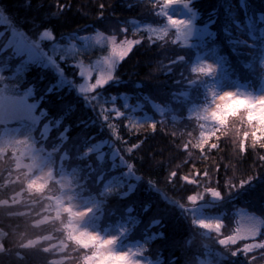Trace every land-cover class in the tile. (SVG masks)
I'll list each match as a JSON object with an SVG mask.
<instances>
[{
  "label": "trees",
  "instance_id": "obj_1",
  "mask_svg": "<svg viewBox=\"0 0 264 264\" xmlns=\"http://www.w3.org/2000/svg\"><path fill=\"white\" fill-rule=\"evenodd\" d=\"M71 4L70 8H65L60 14V18L52 17V27L59 36L64 34L65 44L63 53L57 51L54 53V57L63 54L66 58L65 61L57 62L59 67L63 70V75L56 70L43 66L38 63L23 65L22 72L18 79V83L15 85V89L18 91L27 90L29 85L34 86V96L29 97L30 101L35 102L39 100V108L47 109L49 106L48 97L55 94L58 99H63L65 96H73L77 99L81 105V116H87L88 127L93 131L89 133L94 142H103L104 147L102 149L106 163L109 165V171L115 172L120 179H124V171L127 170L126 164L124 166H115L119 160L124 159L125 149L134 146L137 143L143 142L138 152L132 156V163L135 165L137 171L131 172L136 174L139 179L133 180L127 178L122 180L121 185L113 188V191L107 193L105 196L99 193L102 192L103 184L110 179L101 168L100 172H103L102 176L97 180V189H95L97 199L101 201L100 209L97 213L103 212L105 219L101 220L98 225H118L120 222L128 221L127 231L130 233L134 230L135 235L132 237L134 241L144 242L145 255L153 257L154 260L163 259L164 256L158 257V250L161 248L160 243L157 241H151L149 238L153 233L175 231L178 237V246L175 249V255L169 256V264H176L177 260L184 264H200L201 261H209L214 264H227L224 257L229 260L234 258L230 257V252L217 243L218 234L208 230H203L193 224L192 213L190 211L191 204L187 202L186 196L193 194L197 191L203 192L205 186L209 183L213 187L216 186V181L219 180L218 187L220 191L226 194L225 198L221 200H215L210 203V206L205 207L203 210L208 216L222 215L225 220L226 227L224 233L228 234L231 230L233 223H235V209L245 206L250 209V205H260L261 210L264 212V160L260 159V156H264V152L259 149H249V154L245 157L242 155V144L237 145L236 142L225 136V129L221 131V138L219 141H213V143H219L218 149L209 148L207 153H202L199 150L191 149L190 152H184L182 145L185 142L182 139V133L179 130L173 128V121H164L157 118L154 109L148 108V105L152 104L149 95L155 93L157 85H161L166 73L160 71L161 64L157 61H162L163 64H168L169 60L161 56L162 52L159 50L164 45L165 40H157V36L149 35L145 31L142 32L140 40L145 41L139 46L134 48V51L129 54V57L117 65V71L115 73L118 79L105 85V88L97 89L96 93L91 95L95 96L94 100H86L82 95L75 91L77 81L79 77L77 75V69L73 65V59L77 56L70 55L65 49L68 48L67 44L71 41H79V39H71L70 34L78 33L81 36L95 33L98 28L108 31L112 28L113 24H118V29L124 27V24H128L126 27L129 31L133 28V19L136 18L138 12L137 0H0V12L4 14L10 24L15 27L27 20H31L33 17L44 19L45 12H55V4ZM150 2V0H149ZM148 2V4H149ZM212 2V7L208 8V3ZM103 3L106 7L103 10V15L100 16L101 9L99 5ZM37 4H43L44 8L37 11L35 6ZM208 8V16L205 14V18H199L200 22L207 21V19L214 20L212 27L218 28L223 24L231 25V32L226 35L225 40L221 46V50L226 56L228 64H233L232 73L237 77L255 85L262 77V70L257 62L259 54H262L261 47L258 41L257 26L260 25L257 22L254 25L253 34L256 35V54L252 60L251 69L245 70L246 63L239 61L241 65L235 64L236 58L231 55V50L234 48V44L239 40L245 41L246 44L250 42V33L246 26L250 20H259L262 13L257 12L259 8L264 6V0H249V13L248 18L243 15L239 7V0H193V7L199 10L201 6ZM239 8L238 14L228 15V12L234 11ZM215 9V10H213ZM195 10V9H193ZM149 15L151 11L148 9ZM257 12L255 15L254 13ZM153 16V15H152ZM151 16V17H152ZM224 16H227L224 17ZM135 17V18H134ZM235 17V18H234ZM155 19L161 22L162 18L153 16L150 19L152 23H155ZM226 19V23L224 20ZM156 21V22H157ZM140 24L145 23V20L139 19ZM199 22V23H200ZM222 28V27H221ZM264 28V22L261 29ZM0 30L2 32L7 31L4 26L0 24ZM23 32V29H18ZM238 30L241 34H238ZM25 35H28L27 29H24ZM248 31V33H247ZM133 32V31H132ZM34 35V34H33ZM148 36H152L153 40H148ZM7 35L0 37V48L3 47V43L6 41ZM158 43L157 45H154ZM80 42V41H79ZM244 43V44H245ZM160 44V45H159ZM215 43L207 41L204 43V48L213 46ZM175 47L174 45H172ZM48 50L47 45H42ZM194 54L201 48L195 50ZM193 52L190 54H193ZM76 51H73L75 54ZM88 55L86 52L83 59ZM22 57L15 55L11 48L5 47L0 50V68L3 69L4 74H11L17 69L19 64L22 63ZM238 61V59H237ZM243 64V65H242ZM187 65V64H186ZM186 73L192 74L186 66ZM169 77V76H168ZM207 77V76H206ZM64 79L66 83L58 90L53 89V93L48 92L50 86L57 85V82ZM202 77L195 79L192 85V98L193 95L198 96V88H196L201 81ZM166 80V78H165ZM185 82L190 85L189 78L185 77ZM74 83V85H73ZM192 83V82H191ZM153 84L155 86H153ZM164 85V84H163ZM165 86V85H164ZM165 88V87H164ZM201 95V94H200ZM155 96V94H154ZM115 97V99H113ZM191 98V99H192ZM156 99V98H155ZM128 104L129 107H124ZM93 106L96 107L93 110ZM101 107L106 111L111 112L113 109H118L125 115L121 117L123 128L118 129V135L122 136L123 141L116 140V137H111L110 132L104 122V116H99ZM39 108L37 114H39ZM133 108L136 111H133ZM154 113V114H153ZM63 115V114H61ZM154 116V122L157 124V128L153 133L150 129L145 128L140 132H135L131 128V124L136 121V124H145V121L138 122L136 117ZM135 116V117H134ZM60 119V117H52L51 114L41 121V124L46 120ZM133 119V120H132ZM117 118L115 113L112 112L111 123H116ZM147 123H150L147 121ZM14 122L7 124H0V130L6 125H13ZM82 126V125H79ZM38 127H35L36 137L40 136ZM62 127H68L71 131V124H67L62 121ZM196 127V126H195ZM62 130V129H61ZM196 135L198 136V128H195ZM131 132V135H129ZM139 136V138H137ZM38 143L43 145L45 154L47 153L54 165V174L60 172V170H73L76 174V187L77 189H83L81 183L85 180H91V174L95 165L98 162H102L100 159H94L99 157V152H87L81 154L84 147L90 145H81L79 147L68 146L67 141L61 142L59 140L42 139L38 138ZM11 151L10 149L8 150ZM113 151L112 156L111 152ZM8 155V153H7ZM114 157V158H113ZM65 158L64 162L59 161ZM68 158V159H67ZM113 158V159H112ZM8 168H14V163L17 160L16 154L12 153L8 155ZM131 162V161H128ZM177 166L178 169H177ZM169 170H178L181 176H187L189 179H197V183L200 185L197 187L195 184H188L187 181L181 180L178 184H172L170 181L166 183V177ZM208 170L210 178L205 179L203 173ZM78 172V173H77ZM35 174V170L31 171L25 176V180L22 181V185L19 189L13 190L8 185L0 184L2 191L0 192V231L2 237L0 239V264H49L50 261L57 259L60 256L58 248L54 245L58 240H63L71 248V259L76 261H83L85 254L88 257L90 249L85 250L80 248L78 243L68 238V215L66 213H57L55 211L54 203L59 195V187L55 180H51L53 189L51 197H48L45 193L38 192L30 193L25 189V184ZM98 175V174H97ZM96 175V176H97ZM95 176V177H96ZM231 178L236 187L229 189L225 187V182ZM112 179V178H111ZM245 180L246 183L239 187L241 180ZM135 185L134 194L131 199L125 196L128 191V183ZM142 181L140 187H137L138 182ZM144 183H147L146 185ZM87 191L78 190L79 195H86L92 197L90 194V188L84 189ZM17 196L19 197L17 199ZM22 196V197H21ZM85 196V197H86ZM129 196V195H128ZM137 199V205L133 206L131 200ZM262 198V199H261ZM6 199V200H5ZM173 199H179L185 207H181L175 203ZM43 202L47 206L45 213H51L53 222L57 225L59 222V229L57 230V238L54 233H49L46 230H42V237L45 238V242L38 244L35 243V248L24 247L29 241L36 239L34 233V227L32 224L35 221L42 218L32 212L31 218L25 212L29 209L32 202ZM4 202H7V206H4ZM35 203V204H36ZM9 204V205H8ZM117 206V207H116ZM132 208V213H126L127 208ZM159 220V225H155L153 221ZM137 221L139 223H137ZM23 223V226H22ZM29 225L30 227H27ZM130 226L132 229L130 230ZM23 227V228H22ZM196 229L197 232L189 233V229ZM261 233L264 234V227L261 229ZM206 236V241H204ZM52 237V238H49ZM260 238L258 237V240ZM126 241V239H124ZM257 240V242H258ZM128 241V240H127ZM208 242V243H204ZM255 243V241H251ZM208 244V246H206ZM52 246V247H51ZM55 246V247H54ZM243 247V244H240ZM49 248L48 251H45ZM92 251V249H91ZM59 252V253H58ZM219 253V255H218ZM243 254V253H242ZM164 255L167 256L168 252L165 251ZM260 262L258 264H264V250H260L257 255ZM87 264V263H86Z\"/></svg>",
  "mask_w": 264,
  "mask_h": 264
},
{
  "label": "snow or ice",
  "instance_id": "obj_2",
  "mask_svg": "<svg viewBox=\"0 0 264 264\" xmlns=\"http://www.w3.org/2000/svg\"><path fill=\"white\" fill-rule=\"evenodd\" d=\"M254 2V0H253ZM193 0H150L148 9L151 11V14L154 17L162 18L161 22L165 24L164 27L159 29L149 28L148 31L151 33H159L156 37L157 40H165V45H177L182 44L185 48H201L204 46V36H214L215 34L210 31V27L214 20L207 19L203 27H193L191 20L182 19L181 15H173L170 13V9L181 7L192 14V19L197 20L201 17L202 13L208 16V8L212 7V2L208 3V8L203 5L199 10L194 8ZM55 6V12H45L44 19H37L33 17L31 20H27L19 25L15 24L13 34H15L16 29H23V32H20V40L17 47L14 49L16 55H21L24 52L27 53V60L23 61L24 64H27L29 61L33 63H39L41 60L47 61L48 65H55L58 67V71L63 75V70L59 67L57 62V57L59 61H65V56L63 54L58 56H53L51 53L60 51L63 53L64 48L62 47L66 42L64 39V34L59 36L54 31L52 24V17L55 16L57 19L60 18V14L64 11L65 8H70L71 4H60L57 2ZM102 10L100 16H102L105 5L101 3L99 5ZM239 7L243 12V15L248 18L249 13V0H239ZM37 11H40L44 8L43 4H37L35 6ZM195 9L193 12L192 10ZM215 10V9H213ZM259 13H264V7L258 9ZM257 12L254 14L256 15ZM261 20H264V15L260 16ZM8 18L0 13V23L7 22ZM251 26V24H250ZM24 29H27L28 35H25ZM128 28L120 27L119 32L115 30L104 31L98 28L95 31L94 36H81L78 33L70 34L71 39H79L87 43L90 40H94L97 44H106L107 45V55L103 58V67L97 68V74L93 77L91 71H85L82 68L81 64H73L72 66L77 69L79 76L86 81H89L87 84H78L75 87V91L86 100H94L95 96L90 95L96 93L97 89L105 88L110 81L118 79V76L114 75L117 71V65L121 62H124L129 54L134 51L136 46L141 45L145 41L140 39H128ZM107 33V35H105ZM34 34V35H33ZM8 36L7 44L12 39V36H9L7 31L0 32V37ZM196 36L201 43L192 44L191 40L193 36ZM120 36H123V39H119ZM148 40H153L152 36H148ZM6 44V46H7ZM155 43L154 45H157ZM42 45H47L48 50ZM160 45V44H159ZM75 44H70L68 50L75 48ZM180 60L189 59L187 53H182L179 56ZM196 62L193 63L190 67V71L193 74V77L199 79L204 76H213L216 75V65L205 63V59L197 51L195 54ZM161 64L163 70L171 75L169 69H172L173 64L169 62L168 64H163L162 61H157ZM19 67L17 71H19ZM94 80V82H91ZM66 81L61 79L57 82V85L50 86L48 88L49 93H53V89L57 90L60 87H63ZM34 96V86L29 85L27 90L24 92V95L19 98H12L6 95H0V124L5 123L10 120H23L28 121L33 126H39L38 132L39 135L45 139L59 140L61 142L67 141L68 146L79 147L81 145H90L86 146L83 149L81 154H86L87 152H99V157H94V159H100L102 162L99 165L101 170L112 178V180L118 181L120 177L113 171H109V165L106 163L104 158V153L102 151L104 147L103 142H94L89 135L93 131L92 128L88 127L87 116L82 118L81 116V105L77 99L73 96H65L63 99H58L55 94L48 97L49 106L47 109L39 108V100L28 103L27 98ZM115 99V97H113ZM98 106H93V110ZM124 107H129L128 104H125ZM154 108L159 109V105L153 104ZM39 108V114H37V109ZM133 111H136L133 108ZM112 112L115 113L117 118L116 123H111ZM51 114L52 117H60V119L46 120L41 124V121L44 120ZM63 114V115H61ZM104 116V122L107 125V128L110 132L111 137H116V140L127 143V141L122 140V136L118 135V129L123 128L121 117L125 114L119 111L118 109H113L111 112L106 111L101 107L99 116ZM220 116H223V119H219ZM199 118L201 120L209 121L213 127L205 128L201 131L198 136L195 137L193 141H187L182 145L184 152H190L191 149L199 150L202 153H207L209 148L218 149L219 143H213V141H219L221 138V131L229 125V121L232 118L238 119L241 122V132L239 134V143L242 144V155L247 156L249 154V149H259L261 152H264V94L261 95H252L248 93H243L240 91H223L219 94L212 92L211 94V103L210 105L204 106L200 109ZM62 121L67 124H71V131L68 127H62ZM145 124H131V128L135 132H140L147 128L150 129L153 133L157 128L156 123H147V118L145 117ZM82 125V126H79ZM62 129V130H61ZM18 128L12 130H5L4 133L0 134V150L5 151L8 155L12 153L16 154V157L20 160H23L24 157H27L30 160V164L27 165L29 171H34L42 167V156L37 154L36 148L32 143L29 142L27 137L18 139V137L12 135L13 132L18 131ZM131 135V132H129ZM139 138V136H137ZM143 142L137 143L130 148L125 149L124 159H121L122 164H126V167L129 172H136L137 169L132 163V156L135 152H138ZM11 150L10 152L8 150ZM261 160H264V156H260ZM131 161V162H128ZM113 168L115 165L113 164ZM179 166H177L178 169ZM205 179L210 178V173L208 170H205L203 173ZM136 179H139V176H136ZM187 181L188 184H195L197 187L200 185L197 183V179H189L187 176H181L178 170H169L166 177V183L169 181L172 184H178L179 181ZM246 183L245 180H241L239 187H242ZM219 180L216 181V186L213 187L211 183L204 187L203 192H195L193 194H188L186 200L192 206H194L197 201L202 200L205 196H209L214 200H221L223 194L220 191ZM35 185H41L39 189L40 192H43L48 187V179L46 175H35L32 179L28 180L25 184V189L30 192H38ZM225 187L232 189L236 187L231 178L225 182ZM135 185L130 184L128 186V191L125 193V196L134 194ZM175 203L179 204L181 207H185L179 199H173ZM69 211L71 209H68ZM131 211V209H128ZM49 218L45 217L43 221H47ZM76 219L75 213H73V220ZM137 223H139L137 221ZM155 225H159L160 221H153ZM193 224L198 226L200 229L209 230L218 234L217 243L223 248L227 249L230 252V257L236 258L239 257L242 253L247 254L251 253L253 250L259 249L264 250V234L261 233V230L255 226L253 217H249L247 222L244 224L237 223V226L233 228L228 234L224 233V228L226 227L225 223L220 220H193ZM258 237L260 238L258 240ZM151 241H158L161 245V248L158 250V257L164 256L163 259H157V264H169V256L175 255V249L178 246V237L175 234V231H166L153 233L149 238ZM258 242H251L257 241ZM243 244V247H240V244ZM33 242L29 241L24 247H31ZM46 251V250H45ZM167 251L168 255L165 256L164 252ZM112 254V253H109ZM219 255V253H218ZM227 261V264H236L235 260H229L227 257H224ZM247 259V256L245 257ZM176 264H181L180 260L176 261ZM184 264H187V261H184Z\"/></svg>",
  "mask_w": 264,
  "mask_h": 264
},
{
  "label": "rangeland",
  "instance_id": "obj_3",
  "mask_svg": "<svg viewBox=\"0 0 264 264\" xmlns=\"http://www.w3.org/2000/svg\"><path fill=\"white\" fill-rule=\"evenodd\" d=\"M140 2L138 6V12L139 14L136 15V18L133 19L132 21H138L139 19L145 20V23L143 25H138L137 27H134L132 31H128V39H140L142 32L145 31L149 35L153 36H158L159 33H151L148 31L149 28H156L159 29L161 27H164V23H157L159 26L154 25V23L151 22L150 19H153V16L151 17L148 13V2L149 0H137ZM264 7V6H263ZM171 14L173 15H181L182 19L184 20H191L193 27H203L206 21L200 22L199 18L203 19L206 17L202 15L199 17L197 20L192 19V14L188 12L187 10L177 7L169 10ZM193 12L195 10H192ZM239 8L234 10L233 12L230 11L228 12L229 16L233 17V14H238ZM1 13V12H0ZM264 15V13H262ZM227 18V16H224ZM235 18V17H234ZM201 19V20H202ZM260 21L264 22V20L259 19ZM258 20V21H259ZM200 22V23H199ZM134 23V22H133ZM224 23H226V19L224 20ZM257 23V20H250L248 22L249 27H253ZM2 26L5 27L7 30V33L9 36H12V39L8 42V36L6 38V41L3 43V47L0 48V50L4 49L5 47H9L12 49L14 54L16 55V52L14 49L17 47L19 40H20V31L18 29L15 30V34H13L14 27L10 24V22L7 20L5 23H0ZM216 24V22H215ZM251 24V26H250ZM128 24H124V27L127 26ZM156 26V27H155ZM222 27V28H221ZM227 29V34L231 32V25H225L223 24L222 26L218 28H214V26L210 27V31H212L215 35L214 36H204V43L207 42L208 40L214 42L215 44L211 46L210 50L205 54L203 57L205 59V63L208 64H214L216 65V75H215V84L212 85L209 88V93L212 94V92H215L216 94H219L223 91H240L243 93H248L252 95H261L264 94V87L256 94L251 92L247 88L246 81L243 80L240 77H237L235 74H233L232 68L233 64H228L226 61V56L224 55V52L221 50V46L225 40V33ZM115 30L116 32H119L118 29V24H113L112 28H110L108 31ZM106 31V32H108ZM243 30H238V34L240 35ZM0 32H2L0 30ZM95 33L89 34L87 36H94ZM107 35V33H105ZM123 36H120L119 39H123ZM250 42L249 44H246L245 41H238L237 43L234 44V48L231 50V55L233 58H236L235 55L238 56L235 60V64L241 65L239 61H244L246 63L245 65V70L246 69H251V64L252 60L254 58V55L256 54V44H257V38L256 35L253 33L250 34ZM168 39L165 38V41ZM194 35L191 43L192 44H197L201 42L200 40ZM245 43V44H244ZM7 44V46H6ZM70 44H75L76 47L71 49L70 51L66 47L65 49L68 51L70 55L77 56L76 58L73 59V64H81L82 68L87 72L91 71V75L94 77L97 74V68L98 67H103V58L105 55H107V45L106 44H97L94 40H90L87 43L82 41L81 43H74L71 42L67 44L69 46ZM164 45L159 48L161 50L162 54L161 56L165 59H168L169 62L173 64L172 69H169L171 72V75L166 73L163 70L162 65L160 66V71L163 73H166L165 78L161 82L162 84L157 85L155 89V96L149 95L150 100L152 101V105L156 104L159 105V109L154 108L156 117L163 119L164 121H173L172 125L173 128L175 127V130L181 131L182 139L184 142L187 141H193L195 139L196 135V130H195V125L194 122H198V126L200 127L198 134L203 131L205 128H210L213 127V125L209 121L201 120L199 118V113L200 109L202 107H195L192 110V115H196L195 120L192 119L191 116H187L183 113V108L184 104L186 101L190 100L192 98V85L194 80L196 79L193 77V74H187L186 73V64L188 59L186 60H180L179 56L182 53H187L190 58V54L193 52V48H185L182 44H177L174 45ZM73 51H76L75 54H73ZM88 53L89 56H87L85 59H83L82 56H84L85 53ZM54 56V53H51ZM19 56V55H18ZM22 57V63L21 65L19 64V71L15 69L14 72H12L10 75L9 74H4L3 69L0 68V95H6L10 96L12 98H19L24 95L23 91H18L15 89V85L18 83V79L20 77V74L22 72L23 65H27L28 63L31 64H36L31 61H29L27 64H24L23 61L27 60V53L24 52L23 54L20 55ZM238 59V61H237ZM38 64L45 66L47 64V61L41 60ZM243 65V64H242ZM17 67V68H18ZM48 67L56 70L55 65H48ZM116 73V72H115ZM114 73V75H115ZM77 75L79 77V80L77 81L78 84H87L89 81L84 80L79 76V73L77 71ZM169 76V77H168ZM185 77L189 78L190 85L185 82ZM115 80V79H114ZM113 80V81H114ZM91 82H94L92 80ZM112 82V81H110ZM109 82V83H110ZM165 86H164V85ZM74 85V83H73ZM153 86H155L153 84ZM165 87V88H164ZM82 95V94H81ZM91 95V94H90ZM156 98V99H155ZM28 103H32L30 101L29 97L27 98ZM210 105V104H209ZM154 114V113H153ZM135 117V116H134ZM145 117L147 118V121L150 123L154 122V116H144V117H136V120L138 122L140 121H145ZM219 119H223V116H220ZM133 120V119H132ZM14 123L16 121H20L21 124L17 127L13 128H8L6 130H12L15 128H18V131H15L12 133V135L18 137V139H22L23 137H27L29 142L33 144V146L36 148L37 154L42 156V167L39 169L40 172L37 175H46L48 179V187L47 189L43 192L45 193L48 197H51L52 194V183L51 180L54 179V163L51 161L50 157L48 154L44 153L45 150L43 148L42 144L38 143V138L40 136L36 137V132L34 130V126L29 123L28 121H23V120H10L6 121L5 123ZM134 121L133 123H135ZM4 124V123H3ZM241 132V122L238 119L232 118L229 121V125L227 126L225 130V136L229 137L231 140L237 143L239 145V134ZM42 137V136H41ZM44 139V137H42ZM113 151L111 152L110 157L112 156ZM8 155L5 151L0 150V184H5L8 185L9 188H11V192L14 190H17L20 188L22 185V181L25 180V176L30 173L29 168L27 167L28 164H30V160L27 157H24L23 160H20L17 158L16 162L14 163V168L9 169L8 168ZM114 158V157H113ZM112 158V159H113ZM68 159V158H67ZM65 158L60 160L59 162L62 163L64 162ZM117 164L113 163L115 166H124L120 162ZM101 162H98L95 165V168L92 171L91 180H85L81 185L83 186V189L79 188L82 191H87L84 189H89L91 192L90 196L84 195H79L77 187H76V174L75 171L73 170H64L62 172V175L60 176V182L62 186V193L61 196L55 205V211L57 213H63L64 211L69 212L70 218L69 219V233L70 237L73 241L77 242L80 248H83L85 250L90 249V247H94L95 251H89L87 257L85 254V258L83 261H76L71 259V248L70 245H67L65 241L63 240H58L56 244H54L58 248V252L61 257L54 259L49 262V264H157V260H154V258L149 257L148 255H145L144 252V246L145 244L143 242H134L132 237L135 235L134 230L132 232L127 231V225L128 221H123L120 222V224L117 225V227L112 228V229H107L106 232H100L97 225L102 222L101 220L105 219L103 217V212L97 213L100 209L101 201L97 199L98 195H96L95 189H97V183L98 179L103 175V172H100V167L99 165ZM78 173V172H77ZM98 174V175H97ZM97 175V176H96ZM124 179L127 178H132L133 180H136V174H131V172L124 171ZM96 176V177H95ZM124 179H119L118 181L112 180L111 178L108 179L106 182L101 195H106L107 193L113 191V188H115L121 185L122 180ZM142 181L138 182L137 187H140V184ZM131 184V181L127 184L128 186ZM145 185L147 183H144ZM37 189L41 188V185H35ZM114 188V189H115ZM2 189L0 188V192ZM223 194V198L226 197V194ZM86 196V197H85ZM22 197V196H21ZM128 199H131L132 195L126 196ZM19 197L17 196V199ZM262 199V198H261ZM264 199V197H263ZM6 200V199H5ZM212 201H215L209 196H205L204 199L197 201V203L194 206H189L192 208V213H197L199 216L197 217L198 220L204 219V220H216L220 219L223 222L225 221L223 219V214L222 215H213V216H208L207 214L204 213V209L207 206H210V203ZM133 203V206L137 205V199L133 198L131 200ZM264 201V200H263ZM35 200L32 202L31 206L29 207L28 210H26V214L30 216L32 215V212L39 217H41V220L35 221L32 224V227H34L33 232L34 233H28V234H35L36 239L31 241L33 242V245L30 247L32 249L35 248V243L38 242L41 243L42 241L45 242V236L42 237L43 232L42 230H46L49 233H54L55 237L57 238V230L56 228L59 229V222L61 220H57V225L55 224L54 219L51 217V213L46 214L45 213L42 215L43 212L46 211L47 206L46 204L44 205L43 202H38L36 203ZM2 205V203L0 204ZM9 205V204H8ZM4 206H7V202H4ZM117 207V206H116ZM68 209H71L70 211ZM129 208L126 209V213L129 212ZM131 211L129 214L132 213V208L130 207ZM73 213H75L76 219L73 220ZM253 217V221L255 223V226L258 229H261V227H264V212L261 210L260 205L257 204H252L250 205V209L246 208L245 206H242L237 210V217H238V223L244 224L247 222L249 217ZM45 217H48L49 219L45 222H41L44 220ZM23 226V223H22ZM27 227H30L29 225H26ZM23 228V227H22ZM193 228V227H192ZM130 230L132 227L130 226ZM198 230V227L196 228ZM195 228L192 230L189 229V233H195L197 232ZM209 231V230H208ZM2 237V233L0 231V239ZM52 238V237H49ZM126 239V243L121 244L120 239ZM204 241H206V236ZM257 242V241H255ZM208 243V242H204ZM54 246V247H55ZM208 246V244L206 245ZM52 247V246H51ZM36 249V248H35ZM46 251L49 250V248L45 249ZM0 251H1V246H0ZM260 250L256 249L253 250L251 253L247 254H241L239 257L234 258L233 260L236 261V264H258L259 259L257 258L258 252ZM112 253V254H109ZM247 256V259L245 257ZM210 264V263H207ZM214 264V263H212Z\"/></svg>",
  "mask_w": 264,
  "mask_h": 264
}]
</instances>
